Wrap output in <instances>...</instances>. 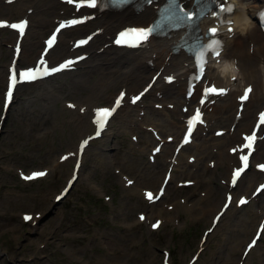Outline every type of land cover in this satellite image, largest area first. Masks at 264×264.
Listing matches in <instances>:
<instances>
[{
  "label": "rangeland",
  "instance_id": "1",
  "mask_svg": "<svg viewBox=\"0 0 264 264\" xmlns=\"http://www.w3.org/2000/svg\"><path fill=\"white\" fill-rule=\"evenodd\" d=\"M5 35L11 38V35ZM38 39L37 37L36 41ZM0 46L1 95V72L10 60L12 50L5 43ZM28 57H24L23 61L26 62ZM98 78L99 72H92L88 79L89 84L96 83ZM56 79L48 81L49 84L45 82V87L50 86V82L57 86L67 85L63 89L59 87L61 90L57 92L69 99L84 100L85 92L69 93L70 84L64 85V81L58 83ZM40 89L38 86L29 90V94L33 96L32 101H28V94L24 96L25 101L10 111L4 126L5 132L0 136V264H162L164 248L173 252L176 264L186 263L197 249L203 229L209 225L208 218L193 223L190 215H184L186 221H183L186 225L183 228H176L171 224L157 233L151 232L145 224H137V213L146 209L140 207L143 198L132 193L134 196H126L127 192L123 191L112 168V163L119 164L122 156L130 150V135L125 131L116 136L114 143L117 146L112 153H104L107 151L103 150L102 145L92 146L86 153V165L81 180L80 177L77 179L76 187L69 197L59 204L54 203V195L64 185L69 174L70 169L64 166H71L74 162L70 158L59 163L58 154L74 146L78 138L70 115L62 113L60 98H50L48 101L43 98L47 97L46 94L39 97L37 93H40ZM105 102L106 100H101L98 103ZM114 126H117V123ZM136 154H128V157L136 156V159L128 164L127 169L131 173L137 168L140 169L139 163L143 161L141 155ZM128 157L125 158L126 162L120 163L121 166L122 163L127 165ZM143 158L146 160L145 154ZM2 164L13 167V170L5 171ZM17 164L25 169L51 164V176L38 183L24 184L15 171ZM215 177V183L221 186L218 176ZM94 187L112 195L113 202L106 203L103 194ZM130 203L133 204L132 207ZM28 211L43 213L40 219L33 218L29 223L32 227L24 225L21 220V213ZM34 221H37L36 227H33ZM226 224L224 229L214 235L210 248L197 264H233L238 261L235 256L240 255L236 251L237 255L234 253L229 258L230 261L226 258V252L229 250L227 243L230 242L223 241L225 231L227 232ZM251 231L237 242L238 247L248 240ZM236 233L233 231L231 235L235 245ZM41 245L46 246L42 248ZM257 247L259 248H256V251H262L260 243ZM257 255L256 258L252 255V258L260 262ZM252 263L257 262L253 260Z\"/></svg>",
  "mask_w": 264,
  "mask_h": 264
},
{
  "label": "bare ground",
  "instance_id": "2",
  "mask_svg": "<svg viewBox=\"0 0 264 264\" xmlns=\"http://www.w3.org/2000/svg\"><path fill=\"white\" fill-rule=\"evenodd\" d=\"M232 2L236 4V11L231 16V19L234 21L235 26L234 35L231 36L228 40L227 49L221 56L222 62L220 64L215 63L214 66L212 65L207 75L210 79L216 80L219 83L225 85H231V79H233V76L236 77V80L234 81V84L231 85L232 88L229 94L221 98L217 102L218 104L214 109V113L209 114L210 121L214 123L213 126L219 125L218 127L221 128H230L231 124L235 121V113L238 107L236 97L243 88L251 83L254 84L252 97L248 101L243 119L240 120L234 133L231 134L228 129L224 137L216 138L212 132L206 133V135H204L202 132V134H199L196 137L195 142L191 146H188L187 149L183 150L180 155L179 164L175 169L173 178L175 179L177 177L182 178L183 176H189L195 179L200 187H203V190L206 191L207 197L203 198L201 196H197L195 191L188 193L186 195V199L188 203H192V207L189 208L187 205H183L178 201L179 198L177 196L179 194L178 192L180 191L178 190V188H175V190L168 189L166 197L168 200H170L169 202L175 204L176 207L174 212H168V210L164 209L160 204L148 205L145 200L141 199L142 204H140V207L147 209L149 218L161 216L167 221H174V219L180 217L181 212L189 213L194 217H200L204 215V212L206 210H210V213H212V215L209 217L211 221V218H213L212 216L214 214L213 212L218 208V202L220 203V200H222V198H225L228 188L227 184L225 186H220L215 183V175L218 171V168H223L224 172H221V175L223 178L227 179V176L230 174V164L235 160V158L229 155L228 148L230 145L235 143V139L236 137H238L241 131L251 126V124L255 120L257 110L262 106L264 102V34L261 32L259 25L255 20V13L258 9V6H260V4L262 3V0H232ZM29 8L34 9L33 13L30 15L31 24L33 27L31 29L29 28L30 30L27 33V38L25 39V43H23L22 53H24L25 55L33 53V51L37 47V43H35L34 39L38 34H44L43 30L48 29L47 23H49V21L53 22L54 18L59 17L58 11L62 9L63 6L58 2V0H18L17 3L9 6L4 3V0H0V15H26ZM61 17H63L62 14ZM152 17V8H147L139 16H134L133 13L126 11L121 14L104 16L97 20V22L95 23L100 24L105 28L107 33L105 37H107L115 30L128 24L127 22L131 20H139L141 21V23H146L147 21H150ZM91 26L92 25L78 28L76 31L71 30L66 33L72 32L70 34L71 36H77L81 31L87 30ZM241 29H243V31H241ZM3 32L5 33V30H0V45L2 44V42H11L9 41V38L3 36ZM69 37L70 36H67V38ZM101 40H103L102 37L96 38V41L98 42H100ZM171 42L172 40L165 42L156 41V44L152 46L151 50L130 52L128 54H122L121 50L109 47L104 51L103 55H99L94 51L97 47L96 44H94L93 46H88L89 51H93L91 59L88 61V64L92 69L84 70V68H82L79 72H74L73 79L71 80L72 82L69 83L71 86L69 93L85 92L86 94L83 99L87 101L89 105H91L88 107V109L90 110L84 115H81L79 111H68L71 114V118L74 122V129L76 130V137L78 139L84 137L93 130V126H91L92 124L90 120L92 117V107L96 105V103L94 102H96V100L98 99H109L111 101L113 97L112 95H114L108 93L111 88L125 85L129 89L130 93L141 89L142 85L144 84L142 76L149 69L147 60H150L154 54L158 55V59L156 62L159 63V67L163 68V74L173 72L178 76L180 82L182 78L186 77L192 71L191 66L187 64L190 63V59L185 57L183 54L178 57H173L170 62L161 61V57L165 55V53H167V48L171 44ZM68 47L69 46L67 41L60 43L53 51V59L58 60L61 57L67 55L69 49ZM10 52L13 55V51ZM101 62H107L109 66L102 67L100 66ZM232 62H235L236 72L233 74L230 68L229 71H227L224 75H221L219 68L224 67L226 64L230 65ZM94 69L97 71L100 70L99 78L96 83L89 84L88 79L91 77V73L95 72ZM2 74L3 75L1 76V83L3 86H5L8 75L7 66L6 69L2 71ZM65 76L66 73L58 75L59 78H65ZM52 80H54V78H50L49 81ZM161 80L162 79L157 82L156 89H158V91H162V93L165 94L163 100H159L158 98H156V95L152 97L147 96V100L151 99L152 101L161 103H164V101H167V99H170V101L173 100L177 103L176 111H169V109L157 111L152 106H150L148 104V101L146 100L147 104L144 107L146 113L141 120L138 117L139 110L138 108H135L138 106L132 107L127 104L119 110V112L110 120L109 123L112 124L117 121L120 124L121 129H128L131 132L133 130L139 131L141 133L142 139L149 144L156 143V140L151 134L144 132L142 127L147 123L148 125H152L154 127L157 126L158 128H160L162 137L163 134L178 136V133L183 130V127L180 122L175 119V117L177 116L178 118H181L182 116V113H180V105L183 102L182 100L184 96H182V90L180 88H177L174 85L165 87L162 85ZM38 84L40 83L36 82L34 85L22 86L21 90L24 94V91L26 89H30L33 86L35 87V85ZM54 86L55 83L47 87H45L44 85L41 89L40 96L41 94H46L47 97L44 98L50 101L51 95H53V92L51 91L54 90ZM57 87L62 88L63 85L58 84ZM152 93H154V90L152 91ZM84 100L82 102H85ZM2 104L3 96L1 95V107ZM65 111L67 110L63 109L62 112L65 113ZM133 124L134 128L132 126ZM109 138H107L105 142L113 143V146H117L116 143L112 142ZM75 145L77 146V144ZM75 145L73 146V148L76 147ZM93 145L94 144L91 143L88 146L86 153L91 150ZM73 148L70 149L73 150ZM216 148L217 152L215 153L214 149ZM173 150L174 149L172 145H165V149H163V152L157 156L158 158L156 162L158 166H155L150 162L145 163L144 161H140L139 167L141 168H137V170H134L133 172L137 180L134 184L135 186L132 188L125 187L124 191L128 193L127 194L124 192L125 195L129 197L134 196L132 194H135L138 197H142L140 190L142 186L139 185H153V187L158 185L157 187H159L169 166L168 157L170 154H173ZM149 151L150 150H148V153ZM60 155L57 157L59 163H61ZM191 156L197 157V161L193 164L189 162ZM98 157L101 159L103 158L102 156ZM126 157H128V155H125V158ZM209 157L211 159H216L217 161L213 169L209 167V160L206 162V159ZM70 158H72L75 162V157ZM127 159V165L125 163H122L124 165H122L124 169L129 168V162L134 161V159H136V156L132 157L129 155ZM256 159L264 161V142L260 144V150L256 155ZM74 162L71 164V166L67 165L64 166V168L70 169L71 171ZM157 167H161L163 168V170H158ZM120 179L121 178L119 177V180ZM258 181H260L258 173L254 170H248L244 173V176L240 180L236 192L239 194L246 192L250 193L252 192L254 185ZM154 189L157 190L158 188ZM129 205L130 207L133 206V204L131 203ZM263 207L264 194H262L258 199H254L247 206L242 207V209H237L233 205L226 213L225 218L221 220L222 224L226 220L228 222V228L226 229L227 234L225 235V239H223L224 242H227V240L230 241L227 243V247H229V250H227L226 252V258L228 259V261H230L229 258H231L236 251V245H238L237 242L240 241L244 236L248 235V233H250L252 229L254 231L257 227V223L261 218L259 217L260 212ZM257 210L259 212H257ZM222 224L219 223L217 228L219 229L220 225ZM220 228H222V226ZM233 231L234 233H236L237 231L235 237V243H237L236 245L233 243V237L231 236L233 234ZM256 252L258 253L257 257L260 259L259 263L264 264V253L260 250H255L254 254H257ZM235 255L237 254L235 253ZM235 257H237L236 259L239 260V257L241 256ZM253 258H256V255L253 256ZM235 263L238 264V261L234 262L233 264Z\"/></svg>",
  "mask_w": 264,
  "mask_h": 264
},
{
  "label": "snow or ice",
  "instance_id": "3",
  "mask_svg": "<svg viewBox=\"0 0 264 264\" xmlns=\"http://www.w3.org/2000/svg\"><path fill=\"white\" fill-rule=\"evenodd\" d=\"M66 2L69 4L75 3L77 9H79L83 3H86L88 7H92V8L97 7V0H66ZM145 2L148 4H151V3H153V0H145ZM211 2L216 3L218 5L220 12H224L225 10H227L228 12L233 11L232 6H228L227 9H225V4H224L223 0H211ZM113 3H118V4L123 5V4L130 3V0H113ZM196 5L198 7H200L201 6V0H196ZM200 11L202 14L203 7H200ZM163 12L169 14L168 18L171 19L174 22L175 26H177V27L181 26L182 24L192 25L193 23H195V20L197 17L196 11L186 9L185 6L179 2V0H167V4L165 5ZM218 14L219 13L213 12V15H218ZM86 19H88V17H84L81 19H76V18L67 19L65 21H62L55 28V31L51 34L49 39L45 42L47 45V47L44 49L45 55L48 54L49 49H53L54 46L56 45L57 34H59L62 29L70 28L72 26L82 24L85 22ZM27 23L28 22L26 20H21L19 22L12 23L11 25H7V22L0 21V27L10 26L11 28L17 30L20 35H23L25 33ZM155 30H156L155 25L147 26V27L127 28V29L120 31L118 33L117 37L115 38V43H117L119 45L138 46L140 43H143L144 41H146L153 34V32ZM229 31H232V30L229 29ZM208 32L215 36L217 34V29L216 28H210V29H208ZM129 34H135L136 40L134 42H130L126 39V37ZM91 38L92 37L89 36V37H87V39H82V40L77 41L76 46L79 47V46H82L84 44H87ZM214 43L216 45H220L221 41L219 39H217L214 41ZM201 48L204 50L211 49L212 54L216 57H219V55H220V52L213 47L212 43H208L206 45H201ZM79 58L83 59V57H79ZM74 63H75L74 60L67 59L63 63H59L58 66H50L47 64V62L45 60L41 59V66L40 67L33 66L31 68H27V69H23V70L13 68L10 72V83L7 87V99L9 101L11 100L12 89L16 85L17 82L34 81L36 79L42 78L43 76H49L51 74L60 72L64 69L70 67ZM206 63H207V61H205V66H206ZM229 69H230V66L225 65V71L227 72V71H229ZM203 71H204V67L201 66L200 67L201 74H203ZM167 79L171 82V80L173 78L167 77ZM233 79H235L234 76H233ZM145 91H147V89H145ZM204 91H205V94H207L209 92H213V93L219 92L220 94H225L226 90L217 89L215 86H213L211 88L205 87ZM250 91H251V88L246 89L240 98L246 99L248 97V94ZM143 94L144 93H140V95L132 97L131 102L135 103L137 100L140 99V97ZM124 96H125V94L123 92L120 93V96L115 101L116 107H119ZM69 107H73V105H69ZM115 110H116L115 107H113L111 109L110 108H96L95 109V116H96L95 123L102 127L103 124L106 122L107 118L110 117ZM80 111H84V109L81 108ZM198 117H199V112L197 111V115L193 119H196ZM259 119H260V123L264 124V113L259 114ZM191 123H192V121L190 120L189 121V128H188L189 133L191 132ZM257 127H259V125ZM97 135H99V132H97ZM254 136H255L254 132L252 133V135H245L244 136V140L247 141V143L244 146L249 149V152L247 155H245V154L239 155V161L241 162V166L234 170V173L232 175L233 186L236 185L238 177L242 173H244L249 167V158L251 156V149H252V143L254 140ZM87 142L88 141L85 140L83 143L87 144ZM157 151H159V150L157 149ZM232 151L235 153L237 151V149L234 148V149H232ZM256 167L258 169H260L261 171H264V164H258V165H256ZM42 175H44V173H42V172L33 173L32 176L25 177V178L31 179L35 176H42ZM128 183L131 184L132 181H128ZM261 190H264V184L260 185V187L256 191H257V193H259ZM147 195H148V198L151 200L152 194L148 193ZM227 199L230 202L231 196H228ZM239 203L244 204V203H246V200L241 198ZM225 207H227V204L225 205ZM140 218L144 219L143 216H141ZM25 219H31V217L25 216ZM158 223L159 222H157V224ZM156 226L157 225H153V227H156ZM261 230L264 231V225H261Z\"/></svg>",
  "mask_w": 264,
  "mask_h": 264
},
{
  "label": "clouds",
  "instance_id": "4",
  "mask_svg": "<svg viewBox=\"0 0 264 264\" xmlns=\"http://www.w3.org/2000/svg\"><path fill=\"white\" fill-rule=\"evenodd\" d=\"M241 31H243V29H241ZM227 65V64H226ZM231 70H232V73L234 74L236 72V68H235V62H232L230 65ZM219 71L221 72V75H224L226 73L225 71V66L224 67H220L219 68Z\"/></svg>",
  "mask_w": 264,
  "mask_h": 264
}]
</instances>
